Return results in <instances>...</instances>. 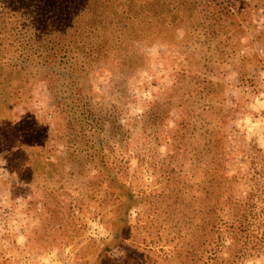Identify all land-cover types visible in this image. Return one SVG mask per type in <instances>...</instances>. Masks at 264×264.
I'll use <instances>...</instances> for the list:
<instances>
[{"label":"rangeland","instance_id":"1","mask_svg":"<svg viewBox=\"0 0 264 264\" xmlns=\"http://www.w3.org/2000/svg\"><path fill=\"white\" fill-rule=\"evenodd\" d=\"M221 1L228 2L215 0ZM236 19L243 21L241 14ZM231 34L227 28L221 37L205 40L208 53L201 44L161 42L146 48V66L123 71L113 62L89 72L92 103L121 112V128L116 129L114 115L102 133L107 142L100 154L107 167L100 156L83 158L79 125L58 109L47 84L27 82L7 111L13 123L1 130L17 137L9 139L14 143L10 154H0V264H204L180 251L192 238L193 209L206 202L212 161L196 133L174 150L167 137L184 111L196 116V105L187 102L182 112L174 104L160 125L149 120L147 110L165 99L182 69L186 83L189 76L222 78L229 82L228 100L234 98L236 70L224 59L228 43H244L245 37ZM234 51L240 57L239 46ZM255 51L264 55L256 44L245 53ZM257 77L261 91L243 96L246 109L222 129L231 150L226 163L231 172L244 175L246 181L237 185L254 193V212L264 206V69ZM197 119L202 122L200 115ZM180 185L184 191L178 198ZM243 264H264V255Z\"/></svg>","mask_w":264,"mask_h":264},{"label":"trees","instance_id":"2","mask_svg":"<svg viewBox=\"0 0 264 264\" xmlns=\"http://www.w3.org/2000/svg\"><path fill=\"white\" fill-rule=\"evenodd\" d=\"M262 12L264 0H228L225 5L215 0H0V154L9 155L14 149L9 139L17 137L1 131L13 123L7 113L11 102L21 97L27 82L36 79L47 84L58 109L79 125L83 158L100 156L102 166L107 167L101 155L107 142L102 133L106 120L114 115L118 116L116 129L121 128V112L92 103L87 91L89 72L113 62L123 71L146 66V48L161 42L201 44V50L208 53L205 40L221 37L227 28L232 32L230 38L242 32L244 43H228L224 59L236 70L238 83L231 84L238 91L234 98L228 100L229 82L222 78L189 76L186 83L182 69L167 87L165 99L155 100L147 115L160 125L174 104L183 112L185 103H194L196 116L184 111V118L167 137L174 150L196 133L212 161L209 185L203 189L206 202L192 211V238L180 255L190 252L193 261L204 264L210 260L213 264H243L249 257L264 255V206L254 212L250 203L254 193L239 190L237 184L246 179L229 170L225 156L231 150L222 134L225 122L246 109L243 96L262 89L257 72L264 69V55L245 53L255 44L264 50ZM239 14L243 21L236 19ZM234 46H239L240 57ZM197 115L202 122L196 120ZM183 191L180 185L178 198Z\"/></svg>","mask_w":264,"mask_h":264}]
</instances>
